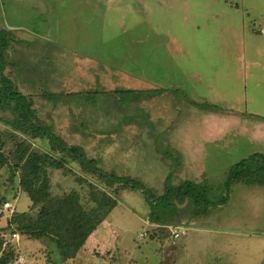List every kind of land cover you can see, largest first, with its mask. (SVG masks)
Listing matches in <instances>:
<instances>
[{"label":"rangeland","instance_id":"374dc122","mask_svg":"<svg viewBox=\"0 0 264 264\" xmlns=\"http://www.w3.org/2000/svg\"><path fill=\"white\" fill-rule=\"evenodd\" d=\"M0 30L10 40L4 74L36 116L98 168L147 188L107 183L48 138L17 131L25 114L0 99L9 264L20 254L24 264H64L49 239H10L12 216L36 219L41 207L20 185L27 146L65 162L46 169L54 196L76 192L87 209L93 192L118 202L67 264H264V174L226 187L233 165L264 153V0H0ZM186 181L208 186L209 209L152 201Z\"/></svg>","mask_w":264,"mask_h":264},{"label":"trees","instance_id":"16d2710c","mask_svg":"<svg viewBox=\"0 0 264 264\" xmlns=\"http://www.w3.org/2000/svg\"><path fill=\"white\" fill-rule=\"evenodd\" d=\"M0 41V88L2 91L0 99L17 103V107L25 114L24 119L27 120V123L16 120L17 122H14L13 127L17 131L33 134L36 138H48L64 154L78 161L85 170L97 175L107 183L122 185L124 189L130 186L132 190L147 192V188L137 178L108 174L98 168L96 160H88L85 151L81 153V148L67 145L36 116L28 96L20 93L12 80L4 74L6 67L4 55L10 40L1 30ZM44 95L48 99L55 98L51 94ZM0 102L4 101L0 100ZM30 119L35 122V127L29 126L24 130L25 124L23 123L28 124ZM18 151L20 152L18 155L19 170L22 176L20 179L21 188L34 206L40 205L41 207L36 219L30 218L26 212L13 215L7 228H11L12 234L19 233L20 236H27L35 240H51L58 249L62 262L67 264L76 258L89 237L108 218L117 207L118 202L116 198L104 191L93 192L92 202L95 206L87 209L76 192L62 197L54 196L50 191V180L46 169L48 167L62 169L65 162L48 154L30 151L28 146L19 148ZM4 162L6 163V159L0 153V165ZM263 174L264 153L254 154L231 167L228 172L226 187L230 189L235 183L250 185L255 183L251 179ZM208 192V186L186 181L179 187L167 188L161 197L156 194H151V197L154 204L162 199L175 197L174 199L180 202L190 200L195 205H204V209L207 210L211 206ZM159 222L160 220L154 223L159 224ZM2 247L3 240L0 236V264H9L10 255L7 257Z\"/></svg>","mask_w":264,"mask_h":264},{"label":"built area","instance_id":"2783aa9c","mask_svg":"<svg viewBox=\"0 0 264 264\" xmlns=\"http://www.w3.org/2000/svg\"><path fill=\"white\" fill-rule=\"evenodd\" d=\"M4 207H5V212H11V213H13L14 211H13V204L12 203H10V202H5L4 203ZM170 228V230L172 231V236L175 238V239H178L182 234H184V230L183 229H181V228H176V229H174L173 227H169ZM140 237H142V235L140 236ZM19 238H20V234L19 233H13V234H11V238L10 239H14V241H16V242H18L19 241ZM25 258H24V256L22 255V254H20V257H19V261H18V263H20V264H24L25 263Z\"/></svg>","mask_w":264,"mask_h":264},{"label":"water","instance_id":"95a60500","mask_svg":"<svg viewBox=\"0 0 264 264\" xmlns=\"http://www.w3.org/2000/svg\"><path fill=\"white\" fill-rule=\"evenodd\" d=\"M181 227H188V225H186V224H183V225H181Z\"/></svg>","mask_w":264,"mask_h":264}]
</instances>
